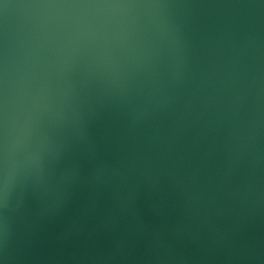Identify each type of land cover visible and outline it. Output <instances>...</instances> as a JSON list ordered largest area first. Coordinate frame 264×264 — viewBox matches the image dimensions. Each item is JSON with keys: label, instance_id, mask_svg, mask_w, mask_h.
Returning <instances> with one entry per match:
<instances>
[{"label": "water", "instance_id": "95a60500", "mask_svg": "<svg viewBox=\"0 0 264 264\" xmlns=\"http://www.w3.org/2000/svg\"><path fill=\"white\" fill-rule=\"evenodd\" d=\"M0 264H264V0H0Z\"/></svg>", "mask_w": 264, "mask_h": 264}]
</instances>
